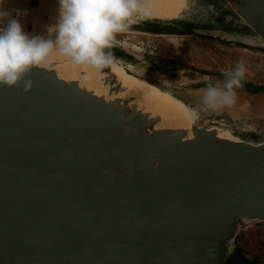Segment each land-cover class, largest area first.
<instances>
[{
  "label": "water",
  "instance_id": "95a60500",
  "mask_svg": "<svg viewBox=\"0 0 264 264\" xmlns=\"http://www.w3.org/2000/svg\"><path fill=\"white\" fill-rule=\"evenodd\" d=\"M216 3L184 26L264 49V0ZM12 7L0 27L21 19ZM101 72L105 94L53 62L27 92L0 87V264H225L240 229L264 222V139L220 136L178 95L195 122L168 126Z\"/></svg>",
  "mask_w": 264,
  "mask_h": 264
},
{
  "label": "rangeland",
  "instance_id": "374dc122",
  "mask_svg": "<svg viewBox=\"0 0 264 264\" xmlns=\"http://www.w3.org/2000/svg\"><path fill=\"white\" fill-rule=\"evenodd\" d=\"M148 1L149 0H138L139 8L143 15H141L140 12L135 13L132 17L134 22L130 24L129 28L125 32L117 33L115 36L114 43L122 47L121 44L125 42L123 45L127 48L128 52H131L136 60H138L133 68L123 63V66L128 68L127 71L177 96V88L172 84V81L181 79L188 82L185 78H181L178 73L180 74V72L183 71L182 67L183 69H188V67H190L191 69L189 72L185 70L183 74L185 76L194 74L199 77L203 74L202 78L206 80V86L197 89L196 95L192 98H188L185 95L183 98L180 97L195 110L198 115V122L201 125L206 127H218L230 131L235 135L252 138L253 140L264 139V49L252 48L230 41L228 42L232 46L229 44H220V42H212L210 40H201L198 42L193 35L184 36L183 38L185 41H181L179 38L176 41H169V39L154 37L153 35L145 37L142 33L136 32L138 31V22H140L141 18L151 17L159 19L149 16L144 12L143 6L146 5ZM196 2L198 4H196L195 7L193 5L191 10L187 11V13H184V15L179 18L196 20L193 13L194 10H199L200 12L205 5L206 8L214 5L213 9H215L217 5L216 2H219V0H204V3L196 0ZM220 6L221 4L219 7ZM171 22L174 21L168 22V25H170ZM174 24L181 30L185 29L186 31L187 29L186 26L179 24V22H174ZM177 36L179 35L177 34ZM239 45L242 47H238ZM111 51L113 55H121L119 52H116V49H111ZM139 59L144 60V63H140ZM162 59L170 60L172 65L170 68L171 70L163 76L160 75V77H162V80H164L163 78L165 77L171 80V82H167L166 80V82L162 81L160 77L156 75V72H154L155 70L160 71V69H162L159 64ZM121 61L124 62L123 60ZM146 64H151V67H149V71L145 72L143 69ZM181 64H183V66H181ZM237 64L243 65L244 74L241 86L235 89V103L230 107L217 109L205 108L202 104V97L206 89L209 85H222L225 79L223 75L224 72L234 68ZM194 71H196V74ZM207 72L209 75L206 77L204 73ZM196 80L201 81L202 79ZM187 84L188 83H186V85ZM255 87L259 88L258 90L260 91H250L251 89H255ZM263 228L260 227L257 229L264 230ZM252 232L250 228L247 229V226L241 228L234 242V249L241 248L247 253L255 252L256 259L252 264H264V242L256 248H254L252 244L247 243V237Z\"/></svg>",
  "mask_w": 264,
  "mask_h": 264
},
{
  "label": "clouds",
  "instance_id": "9594fccd",
  "mask_svg": "<svg viewBox=\"0 0 264 264\" xmlns=\"http://www.w3.org/2000/svg\"><path fill=\"white\" fill-rule=\"evenodd\" d=\"M58 3V21L49 27L48 38L29 36L18 19L7 16L0 27V87H19L23 83V91H29L32 81L25 78L34 68L47 69L54 52L74 65L101 71L112 64L111 53L105 50L113 46L116 34L129 28L135 13L143 15L138 0H58ZM243 74L242 64L226 70L222 85H209L206 89L203 106L208 109L232 106Z\"/></svg>",
  "mask_w": 264,
  "mask_h": 264
},
{
  "label": "bare ground",
  "instance_id": "6f19581e",
  "mask_svg": "<svg viewBox=\"0 0 264 264\" xmlns=\"http://www.w3.org/2000/svg\"><path fill=\"white\" fill-rule=\"evenodd\" d=\"M164 1L166 0H149L147 4L143 6V10L149 16L159 19H173L180 17L190 8V2H188V0H167L173 4L171 6L172 12L168 16L162 15L158 10V6ZM21 2H23V0ZM0 3V13H3L4 15L9 9H14L12 5L17 4L20 6L18 9L21 17L19 22L23 26V29L27 21L34 24V31L30 35L28 34L29 36L44 37L43 34H46L45 26H49V24L54 25V22L58 21V0L40 1V5L34 9L35 11L33 10L35 14L34 12L31 13V11L28 12V10H24L23 7H21L24 3H16V0H0ZM42 14H48L50 16L49 22L48 20L45 22L43 21ZM52 62L53 67L64 78L79 80L82 84L86 85L89 89L95 90L98 94H105L107 92V86H105L102 81L105 78L106 73H102L100 70L91 66L74 65L67 57L58 52L52 54ZM110 70L116 75L117 79L123 83L124 87L127 88L125 94L135 96L138 101L148 109V111L161 114L165 118L166 125L173 127H187L192 122H195L196 114L194 110L171 94L168 90H163L154 83L131 74L114 59H112ZM217 131L220 136L234 139L237 138L230 131L221 128L217 129ZM247 225L249 224H245V226Z\"/></svg>",
  "mask_w": 264,
  "mask_h": 264
},
{
  "label": "flooded vegetation",
  "instance_id": "af4514ba",
  "mask_svg": "<svg viewBox=\"0 0 264 264\" xmlns=\"http://www.w3.org/2000/svg\"><path fill=\"white\" fill-rule=\"evenodd\" d=\"M173 4H171L170 1H164L162 3L159 4V8L158 10L161 12L160 14L162 15H166L168 16L171 12H172V9H171V6ZM217 20L218 22H222L220 21V17H217ZM171 20H159V19H155V18H141L140 22L139 23V26H138V33H142L145 37L146 36H151L153 35L154 37H163V39H169V41H176L178 40V38L182 41H185L184 40V36H191L193 35V37H195L196 40H198V42H200L201 40H210L212 42H217L220 44H229V42L227 41H223L221 39H218V38H215V37H212V36H208V35H202V34H198V33H195L194 31L190 30V26L187 27L186 31L185 29L184 30H181L179 29V27L175 26L174 22L178 23L179 24H182V25H185L184 23L185 22H190L188 19L186 18H178L177 20H175L174 22H171L170 25H168L170 23ZM169 22V23H168ZM174 24V25H173ZM185 31V32H184ZM177 34L179 36H177ZM148 39V37H147ZM143 42V40H142ZM161 42V40H160ZM125 43V42H123ZM123 43L121 44L122 47H119V45H117L116 43H113V46L116 47L117 49H120L122 50L123 52H125V54L123 55H119L118 58H113L114 56H111L112 59L116 60L118 63L121 64V66H123L124 64H126V61H131V62H137L138 60H136V58L134 57V55H132L131 52H128L127 48L123 45ZM230 46H232L231 44H229ZM235 46V45H233ZM241 45H239L238 47H240ZM156 47V46H155ZM242 47V46H241ZM125 55V56H124ZM121 60H123L124 62H122ZM142 61V63H144V60H141L139 59V62ZM124 63V64H123ZM156 63V62H154ZM161 68L160 71L159 70H155L154 72H156V75L160 77V75H164L166 73H168V71H170L171 69V61L170 60H166V59H162V61L159 63ZM193 65V64H192ZM146 66L147 68L145 69L144 67V71H149V67H151V64H146L144 65ZM181 66H183V64H181ZM126 70H128V68L126 66H123ZM129 67H131L129 65ZM192 67V66H191ZM191 68L188 67V69H183L182 67V70L180 72V74L178 73V75L181 76V78H185L186 81L188 82H185L181 79H176V80H173L172 81V84L174 86H176V88L182 90V92L184 91L185 92V96L188 97V98H192L196 95V90L199 89V88H202L205 85V81L203 78H202V75L199 77V76H195L194 74H191V75H187L185 76L183 73H185V70H187L186 72H189ZM181 70V69H180ZM175 72V71H173ZM176 73V72H175ZM194 73L196 74V71H194ZM177 74V73H176ZM206 74V77L209 75V73H204V75ZM177 75V76H178ZM162 77H160L161 79ZM202 79L201 81L199 80H196V79ZM164 80L162 81H167V82H171V80H168L166 79L165 77L163 78ZM165 81V82H166ZM186 83H188L186 85ZM261 88V87H260ZM256 89V90H255ZM255 89H251L250 91L252 92H258L260 90H258L259 88H256ZM260 227H264V222H260V223H253V224H249L247 225V229H251L253 232L249 234V236L247 237V243H250L253 245L254 248H256L257 246H260L262 244V242H264V230H258L257 228H260ZM264 229V228H263ZM238 253V258L242 261L243 258L247 259L250 263H254L256 257H255V252H252L251 250H248L252 253H247L245 252L244 250H242L241 248H235ZM234 249V250H235ZM239 255H242L239 256Z\"/></svg>",
  "mask_w": 264,
  "mask_h": 264
},
{
  "label": "trees",
  "instance_id": "16d2710c",
  "mask_svg": "<svg viewBox=\"0 0 264 264\" xmlns=\"http://www.w3.org/2000/svg\"><path fill=\"white\" fill-rule=\"evenodd\" d=\"M111 49H116L117 51L116 52H119L121 55L125 54V52H123L122 50L120 49H117L116 47L112 46L111 48L109 49H106L105 51L106 52H110L111 53V56H114L113 58H118L119 55H113L112 54V51ZM125 56V55H124ZM237 250H233L230 254V256L227 258L225 264H252L250 263L247 259L243 258V260L241 261L239 258H238V253L236 252ZM242 257V255H239Z\"/></svg>",
  "mask_w": 264,
  "mask_h": 264
},
{
  "label": "crops",
  "instance_id": "0c3cea01",
  "mask_svg": "<svg viewBox=\"0 0 264 264\" xmlns=\"http://www.w3.org/2000/svg\"><path fill=\"white\" fill-rule=\"evenodd\" d=\"M140 63H142V61H140ZM126 64H128V66L130 65L132 68L135 67L134 65L136 64V62H131V61H126ZM147 67L145 66V69ZM176 92L178 93L179 96H181L182 98L184 97L185 95V92L182 90H180L179 88L176 90Z\"/></svg>",
  "mask_w": 264,
  "mask_h": 264
}]
</instances>
